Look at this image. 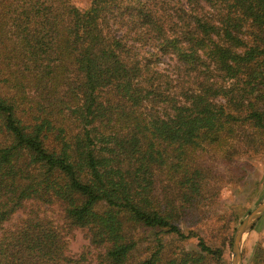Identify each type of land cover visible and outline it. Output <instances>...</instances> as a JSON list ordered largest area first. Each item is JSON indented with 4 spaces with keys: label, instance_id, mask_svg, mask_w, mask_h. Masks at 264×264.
Returning a JSON list of instances; mask_svg holds the SVG:
<instances>
[{
    "label": "trees",
    "instance_id": "trees-1",
    "mask_svg": "<svg viewBox=\"0 0 264 264\" xmlns=\"http://www.w3.org/2000/svg\"><path fill=\"white\" fill-rule=\"evenodd\" d=\"M263 147L264 0H0V264H215L204 155Z\"/></svg>",
    "mask_w": 264,
    "mask_h": 264
},
{
    "label": "rangeland",
    "instance_id": "rangeland-1",
    "mask_svg": "<svg viewBox=\"0 0 264 264\" xmlns=\"http://www.w3.org/2000/svg\"><path fill=\"white\" fill-rule=\"evenodd\" d=\"M74 2L80 7H85L88 0ZM161 61L159 62L161 68L169 69L173 64V61L166 57L161 58ZM204 159L207 167L222 173L224 177L216 194L218 202L209 210L200 208L188 210L180 226L186 232L196 230L208 244L222 249L223 253L220 258L214 260L215 264H231V245L229 249L225 245L229 239L232 242L233 232L244 216L264 200V147L256 151L253 148H241L233 157L224 160L219 155L207 153ZM45 209L49 216L58 220L56 207L45 206ZM68 242L70 253L74 256L88 249L91 251L90 239L84 229L73 230ZM195 242L194 238H190L180 245L193 247ZM260 248L264 249V214L244 236L241 263L253 264L254 253ZM261 255L264 256V252H261Z\"/></svg>",
    "mask_w": 264,
    "mask_h": 264
},
{
    "label": "water",
    "instance_id": "water-1",
    "mask_svg": "<svg viewBox=\"0 0 264 264\" xmlns=\"http://www.w3.org/2000/svg\"><path fill=\"white\" fill-rule=\"evenodd\" d=\"M264 214V200L261 201L256 207L250 210L241 222L237 225L233 232L231 242V264H242L241 263V246L244 236L251 229L253 224L260 219Z\"/></svg>",
    "mask_w": 264,
    "mask_h": 264
}]
</instances>
